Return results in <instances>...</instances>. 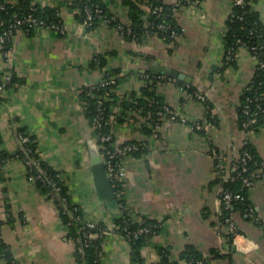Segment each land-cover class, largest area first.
<instances>
[{
	"label": "crops",
	"instance_id": "crops-1",
	"mask_svg": "<svg viewBox=\"0 0 264 264\" xmlns=\"http://www.w3.org/2000/svg\"><path fill=\"white\" fill-rule=\"evenodd\" d=\"M73 1L36 0L57 7L61 25L36 26L31 33L19 30L8 54L0 50V82L12 74L19 79L0 85V238L6 245L0 248V264H78L57 204L37 186L21 158L4 156L19 146L21 127L35 136L43 160L62 173L72 202L86 220L107 226L100 264L131 263L127 240L113 230L121 213L118 198L116 206H108L95 188L91 157L98 149V134L80 99L82 87L100 82L114 68L120 69L115 88L119 98L138 92L152 74L159 77L156 95L174 114L161 117L151 135L140 131L142 117L111 124L114 145L140 141L144 146L121 161L126 207L133 217L160 226L140 247L139 263L161 264L165 259L164 264H186L183 250L194 246L204 264H264V177L248 189L252 213L231 214L235 236L220 219L217 159L229 172L231 161L249 140L264 161V128L245 130L237 124L239 97L257 59L244 47L227 59L224 35L233 0H185L176 13L182 32L174 42L156 35L129 41L107 21L88 29ZM104 1L121 22L129 23L122 0ZM254 8L264 22V0H255ZM96 55L103 64H91ZM157 66L188 80L157 71ZM179 81L192 85L213 105L217 123H209L205 132L195 125L208 117L204 101L192 98ZM115 110L120 112V107ZM237 237L255 247L238 251Z\"/></svg>",
	"mask_w": 264,
	"mask_h": 264
},
{
	"label": "trees",
	"instance_id": "trees-1",
	"mask_svg": "<svg viewBox=\"0 0 264 264\" xmlns=\"http://www.w3.org/2000/svg\"><path fill=\"white\" fill-rule=\"evenodd\" d=\"M127 5V16L129 23L121 22L107 7L104 0H74L71 6L77 9L78 19L87 25L88 29L97 27L101 21H107L110 26L117 27L122 35L129 41L140 42L145 35H156L165 41L174 42L182 28L177 22L176 13L186 4L185 0H177L167 3L165 0H122ZM255 0H247L243 4L233 2L232 13L227 21L224 35L227 59H233L240 47L246 48L257 59V65L249 83L244 87L237 105V124L245 130L264 128V22L259 18L254 8ZM61 18L58 8L53 6H42L36 0H0V36H3V49L9 51L12 47V38L19 30L31 33L36 26L59 27ZM232 61V60H231ZM230 61V62H231ZM91 64H103L101 55H96ZM113 78V81L111 79ZM159 79L149 74L145 83L138 92L125 93L119 98L115 88L120 80V69L108 70L104 79L98 83L86 85L80 91V99L84 108V114L94 126L99 138L110 135L111 138L104 142L113 146V135L111 124L113 121L144 118L139 123V129L144 134H154L155 126L161 117H170L174 114L167 104L156 95L154 84ZM19 79L12 74L1 86H9ZM179 83L185 88L192 98L201 100L202 95L192 85L183 81ZM207 109L206 121H199L200 132H205L209 123L216 124L217 117L213 105L203 99ZM120 107V112L115 109ZM99 122V126H97ZM19 146L12 154L21 158L34 176L37 186L54 200L59 208L61 218L68 226V234L75 244V257L78 264H100L102 251V238L107 226L98 221L93 227H89L79 205L71 200L69 187L62 173L46 163L38 152V145L33 134L27 132L23 127L19 128ZM25 136V141L21 140ZM137 148L128 154L137 155L144 148L140 141H129ZM124 156H115L114 162H121ZM216 170L219 171V181L222 184L221 201L222 214L220 219L226 224L225 218L233 212L252 213L251 204L248 200V189L252 183L264 177V161L257 152L255 146L245 140L239 153L231 161L229 177H223L224 172L221 159L216 161ZM234 167V169L232 168ZM229 169V168H228ZM233 177V178H231ZM248 178L250 185H245L243 179ZM115 191H122V181L113 183ZM224 191H229L233 197L231 205L225 208L223 205ZM238 195L236 198L235 196ZM120 203V215L115 218L113 230L123 236L130 247L131 263H139V249L148 242L159 230V223L145 217L135 218L126 207L124 195L121 192L118 197ZM2 220L0 219V225ZM147 227L148 231H140ZM87 233L94 236L86 237ZM0 248L6 245L0 238ZM6 258L10 261L8 251ZM182 257L186 264H204L205 259L201 252L194 246H186ZM165 259L161 261L164 264Z\"/></svg>",
	"mask_w": 264,
	"mask_h": 264
},
{
	"label": "built area",
	"instance_id": "built-area-1",
	"mask_svg": "<svg viewBox=\"0 0 264 264\" xmlns=\"http://www.w3.org/2000/svg\"><path fill=\"white\" fill-rule=\"evenodd\" d=\"M247 0H233V2L235 4H243L244 2H246ZM3 36H0V50L4 55L8 54L7 50L3 49ZM111 81H113V78L111 79ZM199 98L201 100L204 99L203 95H199ZM174 116V115H173ZM97 126H99V122L96 123ZM197 128H200L201 125L200 124H196ZM22 141H25L27 138L25 136H21L20 137ZM111 138L110 135H103L99 138L98 142V149L100 151L102 160L105 163V167L106 170L108 172L109 175V179L111 181V183H114L115 181H122L123 178L126 175V170L124 168V166L122 165V162H114V158L115 156L119 155V156H126L128 155V153L130 151H132L133 149L137 148V145L134 143H124L122 145H112L113 147L110 148L109 144H106L104 142H107L109 139ZM234 169V167H233ZM220 171L224 172V176L226 175L225 178L229 177V172L226 168H222L220 169ZM233 178V177H231ZM244 184L245 185H250L251 181L248 178H244L243 179ZM119 194H121V190L116 192L117 198L119 197ZM224 201H223V205L225 208L230 207L231 205V199L233 197V195L229 192V191H224ZM236 198L238 197V195L235 196ZM226 221V225L228 226L230 232H232V234L235 236L237 234L236 232V225H235V220L233 219L232 215H229L225 218ZM87 224L89 227H93L95 224V221L92 220H87ZM148 231L147 227H143L142 229H140V231ZM91 237L94 236L93 233H87L86 237Z\"/></svg>",
	"mask_w": 264,
	"mask_h": 264
},
{
	"label": "water",
	"instance_id": "water-1",
	"mask_svg": "<svg viewBox=\"0 0 264 264\" xmlns=\"http://www.w3.org/2000/svg\"><path fill=\"white\" fill-rule=\"evenodd\" d=\"M157 71L164 72L166 74L173 75L179 79L188 80L183 74L171 71L163 66H157ZM91 169L94 175L95 188L98 195L101 198L107 200L108 206H116L117 195L115 188H113L112 183L109 179L108 172L105 167V163L102 160L99 149H97L91 157Z\"/></svg>",
	"mask_w": 264,
	"mask_h": 264
},
{
	"label": "clouds",
	"instance_id": "clouds-1",
	"mask_svg": "<svg viewBox=\"0 0 264 264\" xmlns=\"http://www.w3.org/2000/svg\"><path fill=\"white\" fill-rule=\"evenodd\" d=\"M245 243H247V247H242V245ZM236 244H237V250L243 252L251 251L252 248L255 247V245L251 241L245 242L244 237H237Z\"/></svg>",
	"mask_w": 264,
	"mask_h": 264
}]
</instances>
